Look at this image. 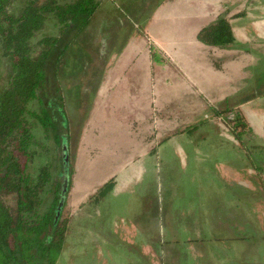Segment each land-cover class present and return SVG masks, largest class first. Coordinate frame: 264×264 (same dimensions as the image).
Returning <instances> with one entry per match:
<instances>
[{"label": "crops", "instance_id": "obj_1", "mask_svg": "<svg viewBox=\"0 0 264 264\" xmlns=\"http://www.w3.org/2000/svg\"><path fill=\"white\" fill-rule=\"evenodd\" d=\"M248 4L162 0L125 46L98 51L106 64L89 143L100 155L84 158L76 175L69 198L77 204L69 213L73 220L60 259L70 233L87 227L85 221L95 217L90 214L102 208L103 235L96 224L86 264H264L258 236L246 234L264 230V170L254 168L214 114L218 107L240 109L253 133L250 143L264 147V48L250 46L252 40L264 41V17L258 12L253 18ZM219 16L228 20L234 43L200 41L199 30ZM106 103L121 107L122 116L107 122ZM152 119L159 121L154 140L133 130L134 121ZM158 164L166 184L152 206L145 169L152 173ZM100 167L109 170L76 198L80 182ZM110 180L101 201L88 203ZM119 216L123 224L115 222ZM153 231L170 233L168 244L147 234ZM175 233H187L186 239Z\"/></svg>", "mask_w": 264, "mask_h": 264}, {"label": "trees", "instance_id": "obj_2", "mask_svg": "<svg viewBox=\"0 0 264 264\" xmlns=\"http://www.w3.org/2000/svg\"><path fill=\"white\" fill-rule=\"evenodd\" d=\"M101 3L102 0H0V80L1 71H6L0 86V264H56L60 256L73 220L70 214L62 217L72 169L67 144L63 148L67 136L59 130L64 121L53 115L59 104L50 107L43 94L47 65L55 56V64L50 62L54 73L70 42L62 43L61 38L73 28H84ZM50 21L57 33L43 35ZM197 38L213 46L234 43L231 26L222 16L202 27ZM214 114L221 117L243 146L248 160L262 173L264 147L250 143L253 133L242 111L218 107ZM38 134L43 151L35 157ZM50 139L55 146L62 144L61 165L57 158L54 165L50 157L48 160ZM58 167L62 170L58 172L63 176L61 183L51 178V171ZM112 185L111 180L104 183L88 203L101 201ZM49 192L51 197L45 200ZM8 195L13 196V205L5 201ZM147 234L162 240V245L168 244L170 233ZM175 234L186 239L187 233Z\"/></svg>", "mask_w": 264, "mask_h": 264}, {"label": "rangeland", "instance_id": "obj_3", "mask_svg": "<svg viewBox=\"0 0 264 264\" xmlns=\"http://www.w3.org/2000/svg\"><path fill=\"white\" fill-rule=\"evenodd\" d=\"M102 0L101 5L98 10L92 16L88 24L82 28L69 31L68 35L61 38V42L64 43L68 40L69 44L67 48L61 55L60 63H56L55 72L53 73V66L55 64V56L51 57L50 62L47 65V81L43 94L45 96V101L48 102L50 107H55L59 104V109L55 108L53 115L56 118H62L64 124L60 126L59 130L61 133L66 135V144L68 149V159L70 163L71 170V185L66 194L63 215L62 217H67L70 210H75L76 201L71 202L70 196L73 191L74 182L76 181V175L79 174V168L83 165L84 158L96 159L100 155L95 148L93 149L89 143V139L92 137V133L89 123L90 115L92 114V109L96 105V98L98 93L96 91L99 80L102 79V71L104 70V65L106 64V56H98V51L102 49L106 52L107 49L113 50L118 49L125 44L133 36V33L140 32L144 27V21L150 16L152 10L162 1V0ZM244 8L248 9L253 15V18H259L256 16L258 12H262L261 15L264 17V0H243V4H247ZM255 5V6H254ZM258 5V6H257ZM261 7V8H260ZM245 11V9H244ZM140 23V24H139ZM143 32V31H142ZM141 32V33H142ZM57 29L50 21L47 23L46 27L43 29V35H56ZM62 37V36H61ZM74 38V40H72ZM60 42V44H61ZM255 48H264V41H251ZM109 46V48H107ZM57 53V51H56ZM6 78V71L3 69L1 71L0 86L3 84ZM100 96H102L100 94ZM104 109V117L107 122H111L114 119L112 117H121L123 114V109L118 107L113 103H109ZM58 109V110H56ZM112 109L118 110L113 112ZM121 111V112H119ZM63 112V113H61ZM66 119V120H65ZM61 120V119H60ZM159 121L152 119L151 121H134L132 128L137 133H142L146 131V138L148 140H154L155 135L152 132L158 130ZM152 134V135H151ZM150 135V136H149ZM39 141L34 149L36 155L37 153L43 151L40 145L41 135H37ZM143 140L145 138L144 134L140 135ZM148 136V137H147ZM158 138V137H157ZM49 149L46 154L48 155V160L54 165L59 161L61 165L60 158L62 156V144L55 146L53 141L49 140ZM38 164L40 161L38 158L35 160ZM54 161V162H53ZM35 163V162H34ZM145 166H148V162H143ZM41 165V163H40ZM162 165L155 167L152 173L148 168L145 170L146 181H149L147 186V192L150 194V200L152 206L158 203V193L164 191V186L166 184L165 174L161 173ZM59 168V167H58ZM88 171V167L84 165V170ZM81 169V168H80ZM95 168L94 177L90 178L88 181L84 179L81 186L83 188L76 189V198L78 196H83L88 192L90 184L96 182L102 178L109 168ZM111 170V169H110ZM62 171L61 167L55 172H52V181L57 180L61 183L63 176L58 175V172ZM180 167H177V172L174 176H178ZM86 181V182H85ZM51 197V192L45 195V200ZM5 201L9 205L14 204V198L12 195H8ZM123 203L122 201H119ZM107 207V206H106ZM119 208H122L121 206ZM97 212H92L90 214V219L86 222L87 227L81 230H75L68 236L65 252L61 255V259L58 257L56 264H86L89 263L91 258L90 242L94 238V234L99 227V236L102 237L103 232L100 226V219L104 215V211L99 208ZM67 210V211H66ZM120 212V211H119ZM77 213V212H76ZM82 219L85 216H80ZM260 219L264 217L260 216ZM118 224H123L120 216L115 219ZM263 232L252 233L247 232L249 238L253 237L257 239L259 245V255L261 261L264 260V230ZM244 234V233H243ZM250 234L252 236L250 237ZM166 236V235H165ZM116 240V238L114 239ZM105 249L99 248L100 255L104 254ZM87 256L86 258H84ZM84 258V259H83Z\"/></svg>", "mask_w": 264, "mask_h": 264}, {"label": "water", "instance_id": "obj_4", "mask_svg": "<svg viewBox=\"0 0 264 264\" xmlns=\"http://www.w3.org/2000/svg\"><path fill=\"white\" fill-rule=\"evenodd\" d=\"M63 148L65 149L66 148V143L64 142V144H63Z\"/></svg>", "mask_w": 264, "mask_h": 264}]
</instances>
